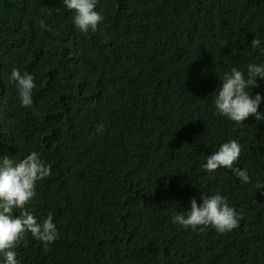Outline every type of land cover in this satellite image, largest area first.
Instances as JSON below:
<instances>
[{"label":"trees","instance_id":"obj_1","mask_svg":"<svg viewBox=\"0 0 264 264\" xmlns=\"http://www.w3.org/2000/svg\"><path fill=\"white\" fill-rule=\"evenodd\" d=\"M95 10L103 22L83 33L63 0H0V157L36 151L51 166L26 207L38 222L51 212L59 232L48 248L28 234L20 264H264V122L218 115L213 95L233 67L264 63L250 43L264 47V0H98ZM14 67L34 76L30 108ZM257 83L251 95L264 96ZM228 137L247 184L202 167ZM216 193L242 213L238 228L172 224Z\"/></svg>","mask_w":264,"mask_h":264},{"label":"clouds","instance_id":"obj_2","mask_svg":"<svg viewBox=\"0 0 264 264\" xmlns=\"http://www.w3.org/2000/svg\"><path fill=\"white\" fill-rule=\"evenodd\" d=\"M98 0H63L64 7L74 12L73 23L83 33L96 32L98 24L104 17L96 11ZM60 11L59 8L56 9ZM40 27L44 31H52L44 19L40 20ZM253 50H258L264 55V47L259 39L251 40ZM264 80V63H249L246 72L233 67L229 72L219 78L222 86L215 92L214 106L217 114L231 121L243 123L249 117H254L259 122H264V113L258 111L264 96L251 95L253 88L258 87L257 80ZM17 89L22 107H32L33 90L36 88L34 76L28 72H21L12 68L9 77ZM103 124L96 126L95 131L102 133ZM241 145L230 140L220 145L218 151L206 157L202 165L204 170L211 173L223 167L230 170L242 183H249L250 177L247 169L234 165L241 155ZM51 174V166L47 165L36 151H32L20 161H15L7 155L0 157V253L4 255L5 264H20L16 248L28 246L27 235L48 248L59 239V232L54 223L53 214L50 212L42 221L38 222L36 216L26 207L35 197V187L38 181L44 180ZM264 189V183L257 185ZM264 195V191L260 192ZM202 203L197 204L195 198L190 202L187 211L174 212L172 222L185 230L204 231V227L211 226L223 234L239 227L242 213L230 206L228 198L219 193L204 195ZM19 215H14L15 212Z\"/></svg>","mask_w":264,"mask_h":264},{"label":"rangeland","instance_id":"obj_3","mask_svg":"<svg viewBox=\"0 0 264 264\" xmlns=\"http://www.w3.org/2000/svg\"><path fill=\"white\" fill-rule=\"evenodd\" d=\"M258 111L260 112V109H258ZM262 113V112H261ZM248 121H250V120H255V118H253V119H247ZM223 133V132H222ZM230 140H235V141H237L236 139H233V138H230V137H228V139L227 140H225V141H223V142H221L220 144H219V146H218V149H219V147H220V145H222L223 143H225V142H228V141H230ZM238 142V141H237ZM239 143V142H238ZM240 144V143H239ZM218 149H217V151H218ZM241 156V155H240ZM235 167H239V168H241V169H245V165H244V163H243V159H241L240 157H239V159H238V161L236 162V164L234 165ZM232 173V172H231ZM233 174V173H232ZM234 175V174H233ZM188 210V204H187V208H183L181 211H187ZM180 211V210H179ZM172 222V221H171ZM172 224L174 225V226H176V227H180V226H178L177 224H174L173 222H172Z\"/></svg>","mask_w":264,"mask_h":264},{"label":"bare ground","instance_id":"obj_4","mask_svg":"<svg viewBox=\"0 0 264 264\" xmlns=\"http://www.w3.org/2000/svg\"><path fill=\"white\" fill-rule=\"evenodd\" d=\"M45 218H46V216H45Z\"/></svg>","mask_w":264,"mask_h":264}]
</instances>
